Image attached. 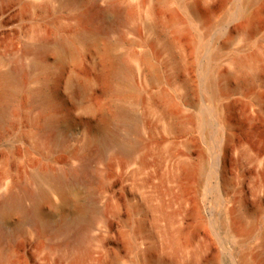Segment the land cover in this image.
Returning a JSON list of instances; mask_svg holds the SVG:
<instances>
[{
	"label": "rangeland",
	"instance_id": "obj_1",
	"mask_svg": "<svg viewBox=\"0 0 264 264\" xmlns=\"http://www.w3.org/2000/svg\"><path fill=\"white\" fill-rule=\"evenodd\" d=\"M95 1L123 16L79 37ZM48 36L70 56L28 54ZM6 101L0 195L41 185L50 203L2 222L0 264H264V0H0ZM104 131L117 142L96 157Z\"/></svg>",
	"mask_w": 264,
	"mask_h": 264
},
{
	"label": "bare ground",
	"instance_id": "obj_2",
	"mask_svg": "<svg viewBox=\"0 0 264 264\" xmlns=\"http://www.w3.org/2000/svg\"><path fill=\"white\" fill-rule=\"evenodd\" d=\"M252 1H254V0H252ZM122 13H123L122 10L117 6L115 7V6L106 5L105 7H102L98 4V1H95L94 4L90 8H88L84 13L77 14L74 17L76 25L78 27H80V29L78 28L79 31L77 34L79 37H86V35L88 33H93L90 31L91 29L88 30L85 28L86 26L91 25V24L98 25L99 26V27H97V28H99L98 30L103 31L109 25V22H110L109 18H112V21L114 19L119 20L121 18V16H123ZM101 34H103V33H101ZM51 38H49V36L40 38V40L37 42V44L30 47V49L28 50V54L31 53L34 55V58H36L37 56L40 57V55H43L50 48H52V49L55 48L56 51L58 50V52H61L59 54H63L64 56L69 57L71 54V51H70L71 48H70V43H69L68 39L63 37V36H58L54 39H51ZM144 55L146 56V54H144ZM145 59H147V58L145 57ZM37 64H38V59H35L33 64H32L33 66L31 65L32 68L35 67ZM17 68L19 69V67H17ZM19 72H20V69H19ZM117 73H118V71H117ZM16 74H17V71H16ZM14 77H15L14 76V69H12V71H10V74L4 75V78H2L6 82L5 88L2 90L3 95H5V97H7L6 99H10L14 95V80H15ZM78 90L82 95L83 94L85 95L87 89L84 86H81ZM36 95L39 98V102H38L39 105L42 106V105H45L49 102V98L47 97V95L44 93V91L42 89L36 91ZM8 108H9L8 101H6L4 103V105L2 107H0V125L2 123H4L8 118ZM117 112L119 115H121L123 117L126 116V113L122 109H118ZM46 127L48 129L56 131L59 129V123H58V121H56V119L54 117H50L49 120L47 121ZM116 142H117L116 133H108L107 131H104L102 133V136H101V144L95 152L96 157H102L104 152L110 146L115 144ZM135 148L136 147L134 145L132 147V149H135ZM121 150H123L125 152H130L129 150H126L124 148H122ZM85 170H86V167H83V169L81 171L83 172ZM81 171H73L70 173L71 175L67 173V174H60L59 176H53V177L50 174L45 175L43 173L42 175L40 174L41 175L40 179H43L44 182L47 179L49 181L52 180L55 185L61 186V185H63V183L68 182L69 176H71V179L73 178L72 176L77 177L80 173H82ZM75 177H74V179H75ZM32 180H36V179H32ZM88 181H90V180H88ZM24 198L28 199L31 202V206L28 209H24L22 207V202H23ZM43 203H50V200H49L48 193L46 192V190L43 189V187H41V185L37 186L36 190H34V191H32V190L22 191V195L17 194L14 191V189H11L8 192L0 195V237H3V234L5 235V233L3 231V227H2V222H4V220L7 219L9 217V215L15 210H23L24 209L25 214H27L29 217H31L33 222L34 221L43 222V217H42L43 213H44ZM91 209L94 210V212L96 210L94 200L91 204ZM89 218H91V217H89ZM79 225L80 224H78V221H76L75 223H73L72 225L69 226L70 227L69 229H72L74 231V235H73L74 239L81 237L85 231L87 233L88 231H91V229H93L90 220L86 221L85 225L84 224H82V226H79ZM63 230H65L64 227L59 228V231L62 232ZM5 236L7 237V240L12 238V236H8V235H5ZM75 240H77V239H75ZM68 241H71V239Z\"/></svg>",
	"mask_w": 264,
	"mask_h": 264
}]
</instances>
